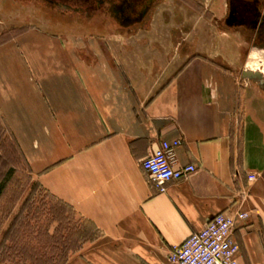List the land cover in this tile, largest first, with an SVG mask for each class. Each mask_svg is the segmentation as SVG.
Returning a JSON list of instances; mask_svg holds the SVG:
<instances>
[{
  "label": "crops",
  "instance_id": "crops-1",
  "mask_svg": "<svg viewBox=\"0 0 264 264\" xmlns=\"http://www.w3.org/2000/svg\"><path fill=\"white\" fill-rule=\"evenodd\" d=\"M3 9L0 34L12 17ZM179 20L146 36L110 22L88 25L99 32L88 36L33 26L0 43L3 126L41 189L98 233L64 264H169L170 249L221 212L235 218L240 262L264 264V71L243 72L214 50L247 47L244 29L217 27L219 47ZM253 54L263 66L259 49L244 65ZM175 139L178 166L197 171L162 194L141 163ZM17 215H0V264L45 254L11 231Z\"/></svg>",
  "mask_w": 264,
  "mask_h": 264
},
{
  "label": "rangeland",
  "instance_id": "rangeland-1",
  "mask_svg": "<svg viewBox=\"0 0 264 264\" xmlns=\"http://www.w3.org/2000/svg\"><path fill=\"white\" fill-rule=\"evenodd\" d=\"M191 1L201 4L202 10L198 12L194 11L179 0H159L144 25L139 26L141 36H146L148 27L153 24L159 26H165L166 24L167 26L174 27L175 24H179L180 17L182 25L185 22L189 25V37L195 39H201L202 35H204L205 39L209 38L212 41L217 27L227 30L223 24V20H219V17L215 13L217 11L221 14L223 10L222 6H226L227 0ZM2 6L4 7L3 10H8L12 13L11 25L6 30L10 36H13L12 38L18 37L24 33L23 31L26 32L30 28H33V26L48 30V32L55 35L74 34L88 36L90 34L98 35L99 33L87 27L88 25H86L85 20L78 16L72 18L47 12L38 0H0V7ZM196 28L200 29L199 32ZM137 30L134 28V32H129L128 35L137 34ZM195 31L199 34L197 37L195 36ZM223 37L225 36L217 35L214 38L218 39L219 47L226 44ZM241 39L243 40V38ZM245 49L246 46L237 45L234 51L224 50L221 53V50H214L217 51V55L227 58L232 65L235 64L234 66L237 69H242L243 72L254 73L255 71H264V64L262 66L259 62V55L253 54L252 58L248 60L247 67L244 65L247 58L245 56ZM212 55L214 56L215 52ZM261 55L264 56L263 54ZM0 123L4 130L0 133V181L7 171L12 169L11 182L0 202V215L3 216L5 213L11 212L13 215L18 213L21 216V223H14L11 231L16 233L21 232L23 234L22 238H27L30 241L29 247L27 246L28 248L31 246L38 249L43 248L45 262L40 264H55L60 262L64 256L57 253L64 254L66 252L65 248H67L66 243L68 242L66 240L68 236L67 228L76 226L80 230H87L89 236L93 235L95 231L85 221L78 218L71 208L62 206V209H57L51 196L41 189L35 178L30 174L24 159L19 154L17 145L6 131L1 120ZM26 199L29 201L24 205ZM21 202L23 204L19 210L17 206ZM56 219L62 221L61 231L63 230L65 238L63 241L59 240V232L56 230L59 224L55 221ZM52 231L53 234H51ZM50 237H54L55 239L51 240Z\"/></svg>",
  "mask_w": 264,
  "mask_h": 264
},
{
  "label": "built area",
  "instance_id": "built-area-1",
  "mask_svg": "<svg viewBox=\"0 0 264 264\" xmlns=\"http://www.w3.org/2000/svg\"><path fill=\"white\" fill-rule=\"evenodd\" d=\"M182 145L181 139L163 140L141 163L159 193H166L169 182L187 178L197 171L195 164L178 166L177 150ZM237 218L246 221L249 215L238 213ZM234 221V216L226 212L216 214L203 229L170 249L169 264H242L239 245L233 239Z\"/></svg>",
  "mask_w": 264,
  "mask_h": 264
},
{
  "label": "flooded vegetation",
  "instance_id": "flooded-vegetation-1",
  "mask_svg": "<svg viewBox=\"0 0 264 264\" xmlns=\"http://www.w3.org/2000/svg\"><path fill=\"white\" fill-rule=\"evenodd\" d=\"M50 13L61 16H78L86 25L105 26L107 22L122 29L144 25L159 0H38ZM194 11L185 0H179ZM202 6L198 2L194 1ZM198 12V11H197ZM223 24L232 30L244 29L248 46L247 58L259 49L264 52V0H229V9Z\"/></svg>",
  "mask_w": 264,
  "mask_h": 264
},
{
  "label": "trees",
  "instance_id": "trees-1",
  "mask_svg": "<svg viewBox=\"0 0 264 264\" xmlns=\"http://www.w3.org/2000/svg\"><path fill=\"white\" fill-rule=\"evenodd\" d=\"M185 2L195 8L197 11H201L202 8L200 5H198L197 3H195L194 1H191V0H185ZM25 32V31H23ZM13 36H10L7 32L6 33H2L0 34V43H3L5 41H8L10 39H12ZM1 124V123H0ZM3 128H2V124L0 125V133H2ZM19 151V149H18ZM19 154L21 155V157L23 158L21 152L19 151ZM11 179H12V169H9L7 171V173L3 176L2 180L0 181V200L2 199V197L4 196L8 186H9V183L11 182ZM51 196V195H49ZM51 198L54 200V204L56 205L57 209H62V206H67L59 201H57L54 197L51 196ZM29 200L26 199V201L24 202V205L28 202ZM23 205V206H24ZM68 207V206H67ZM70 208V207H69ZM72 210V209H71ZM19 216V215H17ZM56 222H58L59 224V227L56 229L58 232H59V240L60 241H63L65 238L63 236V230L61 231L62 229V221H59L58 219L55 220ZM88 224V223H87ZM89 225V224H88ZM90 226V225H89ZM94 231L95 229L90 226ZM67 233H68V236L66 238V240L68 241L66 243L67 245V248H65V253H57L58 255H62L64 256L63 260H61L60 262H57L55 264H64V262L66 261L67 259V255L69 252L71 251H77L78 249L81 248V246L91 240V239H94L95 237H97V234L96 231L93 235L89 236V233L87 230H80L78 227L74 226V227H70V228H67ZM95 235V236H94ZM51 240H54L55 238L54 237H50ZM65 240V241H66ZM30 245V241L27 240V246L29 247ZM33 248V246L30 247V249ZM28 258H30L31 260H33V264H40V263H43L45 262V256H41V255H29Z\"/></svg>",
  "mask_w": 264,
  "mask_h": 264
}]
</instances>
